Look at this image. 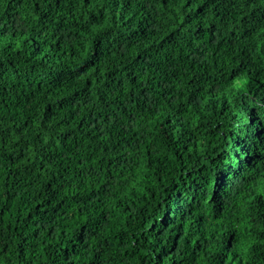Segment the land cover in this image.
<instances>
[{
	"label": "trees",
	"instance_id": "obj_1",
	"mask_svg": "<svg viewBox=\"0 0 264 264\" xmlns=\"http://www.w3.org/2000/svg\"><path fill=\"white\" fill-rule=\"evenodd\" d=\"M264 0H0V264H264Z\"/></svg>",
	"mask_w": 264,
	"mask_h": 264
},
{
	"label": "snow or ice",
	"instance_id": "obj_2",
	"mask_svg": "<svg viewBox=\"0 0 264 264\" xmlns=\"http://www.w3.org/2000/svg\"><path fill=\"white\" fill-rule=\"evenodd\" d=\"M262 190H264V189H262Z\"/></svg>",
	"mask_w": 264,
	"mask_h": 264
}]
</instances>
